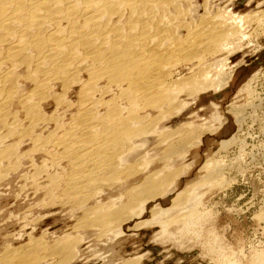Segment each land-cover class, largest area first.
<instances>
[{"label": "bare ground", "instance_id": "bare-ground-1", "mask_svg": "<svg viewBox=\"0 0 264 264\" xmlns=\"http://www.w3.org/2000/svg\"><path fill=\"white\" fill-rule=\"evenodd\" d=\"M210 1L198 6L192 0H0V175L24 163L19 164L23 157L19 145L32 140L28 152L48 158L41 159L43 166L31 177L36 173L48 180L49 201L60 198L64 205L74 204L83 211L75 229L93 227L107 234L145 217L151 202L156 204L149 209L151 217L158 220L165 208L161 211L157 202L165 198L181 169L175 165L167 171L162 162L168 164V158L174 160L224 125L219 115L205 118L200 125L186 120L176 123L189 105L180 97L224 91L226 55H221L232 40L246 38L242 23L249 15L222 8L213 13ZM183 68L188 73L181 74ZM233 111L240 120L239 109ZM167 119L171 120L168 126ZM231 140H221V149ZM163 147L168 154H161ZM217 161L203 162L204 177H222L225 164ZM155 162L162 166L157 168ZM63 163L68 167L64 174L50 171ZM105 188L109 190L103 193ZM185 191L175 193L167 208L180 207L184 218L190 219L186 215H193L195 200ZM98 195L101 199L90 203ZM104 196L109 200L102 203ZM149 219L133 226L148 225ZM69 237H59L62 241L54 242L49 254L64 262L68 255H79L78 249L74 253L76 239ZM31 241L27 247L11 250L6 260L31 262L41 243Z\"/></svg>", "mask_w": 264, "mask_h": 264}, {"label": "rangeland", "instance_id": "rangeland-1", "mask_svg": "<svg viewBox=\"0 0 264 264\" xmlns=\"http://www.w3.org/2000/svg\"><path fill=\"white\" fill-rule=\"evenodd\" d=\"M192 1L198 6H202L205 2V0ZM210 5L214 7L211 8L213 13H216L218 8H222L230 9L237 14H246L249 17L242 23L244 24L242 31L245 32L246 38L232 40L230 48L221 55V57L226 55L225 77L227 76L228 85L223 89L224 91L197 92L198 94L191 97L183 93L180 97L189 101V105L184 107L182 116L175 119L176 123L186 120L200 125L206 120L205 118L212 120V115L221 116L224 122L219 130L205 134L200 142L195 141L191 148L184 149L174 160L167 157L168 164L162 162L167 171L175 167L186 171L183 170L182 174L181 169L179 170V176L180 174L181 176L177 175V179L173 182L178 184L177 187L175 186L177 189L173 188L175 184L172 183L165 198L158 200V206L161 211L163 208L171 207V199L175 193L185 189L187 193H190L189 197L195 200L191 207L193 215H186L190 219L184 218V211L176 207L175 210L164 209L165 214L161 212L156 218L158 220H155L151 217L149 209L156 204L153 206L151 202L146 215L144 214L145 217L137 218L132 221L133 223L126 224L127 226H118L119 229L114 227V231L111 230L112 232L105 233L106 235L93 227L82 228L83 231L81 228L75 229L83 211L74 204L64 205L60 198H56L55 202L49 201L48 191L46 192L48 180L40 179L36 173L34 176L36 179L31 177L34 172H37L40 164L43 166L44 160L41 159H45L47 155L42 153L37 157L35 152H28L31 151L34 142L25 141L18 148V151L23 153V157L19 158V164L21 160L24 163L18 165V169L6 172L3 175L6 176L5 178L0 175L2 176L0 179V264L2 261L4 264L7 262V264H18L9 263V252L24 245L25 247L32 245L31 240L36 239H40L41 243L40 246H35L37 248H35L36 253L33 259L35 262L30 260L28 264H123L130 259L138 258L140 259L134 264H264V0H211ZM203 9L204 7H201L199 13H204ZM260 21H262V27ZM217 58L220 56L211 57L213 61ZM184 73H188V70L183 68L181 74ZM183 95L188 97L183 98ZM53 107L52 104L49 112L53 110ZM233 108L239 109L240 120L233 114ZM167 120L168 126L171 120ZM212 122L216 126L220 124L218 121ZM228 138L232 139L229 142L230 145L227 144L225 149H221L220 141ZM14 139L10 143L15 142ZM163 151L167 152L164 147L161 154ZM24 155L29 158H25ZM206 159L224 162L220 165L225 164L222 166L224 168L222 177L221 175L217 179L204 177L207 174L200 168ZM46 162L48 164L50 159ZM154 164L157 168L162 166L157 162ZM227 165L231 166L230 170L225 169ZM49 166L50 170L52 166L50 164ZM60 166L50 171L64 174L68 167L65 163ZM64 169L65 172L62 173ZM25 179L28 181L25 182ZM33 180H37V185L33 183ZM191 184L195 185L191 187ZM188 185L190 191L186 189L189 188ZM194 187L197 188L192 190ZM108 190L105 188L103 193ZM171 190L174 193H170ZM100 195L91 199L90 203H96L101 199ZM107 198L104 196L102 203ZM180 212L182 213L179 214ZM148 218L150 219L147 224L150 226L142 224V228L138 226L137 228H140L135 229L137 222L148 220ZM186 219L195 223L192 222L193 225L190 226L192 223L189 224ZM64 235H70L69 238L76 239V247L73 249L74 253L76 249L79 253L74 257L68 255L67 262L58 255L49 254L51 246L54 247L58 240L62 241L59 237ZM70 241L73 242L72 246H75V241Z\"/></svg>", "mask_w": 264, "mask_h": 264}]
</instances>
